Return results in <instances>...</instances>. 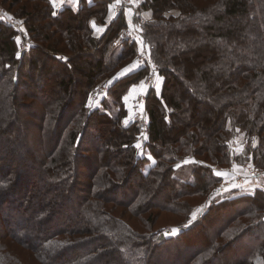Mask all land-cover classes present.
Segmentation results:
<instances>
[{"label":"trees","instance_id":"trees-1","mask_svg":"<svg viewBox=\"0 0 264 264\" xmlns=\"http://www.w3.org/2000/svg\"><path fill=\"white\" fill-rule=\"evenodd\" d=\"M112 3H1L32 42L21 55L0 20V264H264V191L212 193V167L264 170V0L141 1L133 24L164 78L146 93L141 146L123 99L148 69L116 76L138 50L121 37L124 12L108 21ZM21 128L41 136L16 164ZM240 135L254 141L234 155ZM165 214L181 223L175 237L153 229Z\"/></svg>","mask_w":264,"mask_h":264},{"label":"rangeland","instance_id":"rangeland-1","mask_svg":"<svg viewBox=\"0 0 264 264\" xmlns=\"http://www.w3.org/2000/svg\"><path fill=\"white\" fill-rule=\"evenodd\" d=\"M2 1L3 0H0V4L2 3ZM141 1L142 0H138V2H137L138 6H139V2L141 3ZM9 3H7V4L9 5ZM2 6L4 8H6L4 5H2ZM135 27H136V25H135ZM139 27H140V25H139ZM127 29H128V27L124 31H126ZM124 31H123V33H124ZM121 37L123 39V34H122ZM142 51L143 50H141L140 53L138 51V53L139 54H144L148 58L150 57L147 52L144 53ZM135 61H137L136 58H135ZM151 63H152L151 59L149 58L146 66H145L148 69V73L144 76L145 78L140 82V84L137 85V86H139V90L137 91V93H135V98H137L140 93H146L150 89H156L157 85H158V88L160 86L158 79H156V80L153 79L152 88H150V89H148L144 85V80L146 78H150V77L154 78V77L159 76L158 74L157 75H152L153 74L152 73V69H154L153 68L154 66ZM141 66L143 67V65H141ZM126 70H130V68H128ZM123 73H124V71L118 73L116 76L120 77V76L123 75ZM74 76L79 81L83 79L81 77V74H79V72H76ZM107 81H105L102 84L98 85V88L100 86L106 84ZM78 86H80V84ZM78 89H79V87H78ZM126 97L123 99V102L126 101ZM129 103H130V106H131L132 103H133L132 99L129 100ZM134 103L135 104H134L133 107H134V117H135V109H139V107L136 106V102H134ZM125 105H126V103H125ZM145 108L146 107L143 106L141 108V110H140V112L143 114L144 117H146ZM134 117H133V119H134ZM146 134H142V132L140 133L139 142L137 143L139 146L142 145V143L144 141V137L146 136ZM40 136H41V132L40 131H38L36 129H30V128H21L16 133H11L10 134L9 143H12V144L13 143H17V142L18 143H22L20 148L17 150L16 155H15L16 164H18L21 159L22 160L26 159L27 152H26V150L24 151V149H23L25 146H28L30 148H33V147L35 148L36 147L35 149H38V146H36L35 142L37 141V139H40ZM252 139L254 141V138H249L248 136H245V135L238 136V138H236L234 140V142L232 143V151H233L234 155L242 154L245 151L247 144L249 143V141H252ZM15 147H17V146L15 145ZM195 161H196L195 159L188 158V159H186L183 162L185 164L186 163L189 164V163H194ZM236 162L233 161L227 167H212L214 175H216V177L221 179V182L214 188L212 193H214V195H216V196L217 195L218 196H224V195H228L231 192H234V194H231V195H239L240 193L253 194L255 192V190H258V189H261V190L264 191V170L256 168L255 164L251 160L247 161V162H239V163L238 162L236 163ZM251 175L252 176L254 175V176L257 177L256 179L248 180V181H252V184L255 182L253 187L249 186V184L247 185L246 182L244 183V180L249 178ZM82 181H86V180L83 179ZM35 184H39V181H35ZM65 184H63V185H65ZM35 191H37V189L36 190L34 189L32 192H35ZM201 201H202V199L200 197H195V198L191 199V204L195 205V209H194V211H193V213L191 215L189 223L194 221L197 218V215H198V213L200 211V204H201L200 202ZM57 202L60 203L61 201L57 200ZM210 202H211V200L209 199L204 204L208 205ZM201 206H203V205H201ZM16 217L17 216L15 215V219H13L14 220V224L18 223V218H16ZM9 222H11V220H9ZM180 224L181 223L179 222V219L177 217L172 216L170 214H168V215L165 214V215H163L162 217H160L158 219V221L156 222V224L153 227V229H154V231L159 230V229L162 230L161 232L166 237H175L179 233L182 232V230L178 227V225H180ZM187 225H185V226H187ZM12 227H14V225ZM163 227H166V228L162 229ZM42 229H43V226L40 227V231ZM202 231L203 230L200 229V232H202ZM195 233H198V231L193 232V234H195ZM194 243H195V241L193 243H191V244L194 245ZM15 248H16V250L18 252L22 251V253H18L21 257H23L24 254L25 255L29 254V252L27 250H25V249L21 250V249H19L17 247H15ZM23 252H24V254H23Z\"/></svg>","mask_w":264,"mask_h":264},{"label":"built area","instance_id":"built-area-1","mask_svg":"<svg viewBox=\"0 0 264 264\" xmlns=\"http://www.w3.org/2000/svg\"><path fill=\"white\" fill-rule=\"evenodd\" d=\"M133 0H114V7L115 11L118 13L124 12L126 9L130 8L132 6ZM0 20H6L8 21L16 30H17V40H18V46H19V53L21 55L25 54V52L28 50L29 46L31 45V38L26 34L24 29L23 20L12 16L9 14L6 8H4L0 4ZM137 29H128L124 31L123 33V39H127L130 42H136V36L138 37L140 34ZM136 60L143 65V67L146 66L149 58L146 57L144 54H137ZM153 64V63H151ZM153 84V78H146L144 80V85L148 89L152 88ZM108 91V84H104L100 86L96 92L92 95V100H96L98 96L105 95ZM147 99L146 93H140L138 97L136 98V106L139 107V109H135V117L133 119V122L137 123L140 132L142 134H146L148 130V119L147 117H144L143 114L140 112L141 108L145 105Z\"/></svg>","mask_w":264,"mask_h":264},{"label":"crops","instance_id":"crops-1","mask_svg":"<svg viewBox=\"0 0 264 264\" xmlns=\"http://www.w3.org/2000/svg\"><path fill=\"white\" fill-rule=\"evenodd\" d=\"M79 1L80 0H51V2L53 4V6L55 7V9H59V10L62 9L63 7H65V6L76 7L78 5V2ZM88 2L91 3L92 0H88ZM137 2H138V0H133L132 6L130 8H128V9H126L124 11V14H125V17H126V20H127L128 24H129L128 25V29H132V30L137 29L139 31V26L136 25V27H135V25L133 24L134 14H135L137 8L139 7L138 4H137ZM139 5H140V2H139ZM114 6L115 5H114V0H113V3L110 6L108 21H111V20L115 19L116 16L119 14L118 12L115 11V7ZM142 15L145 18H149L150 17V13L149 12H144ZM105 30H106V26H99L97 24H94V34L96 36L102 35L105 32ZM135 41L137 43V50L139 51V53H140L141 50H143L142 52L146 53L147 52V48L145 47L144 43L142 42L140 36H138V37L136 36V40ZM141 67H142L141 64L139 62H137V61L134 60L130 65H128L127 67L124 68V70H123L124 73H123L122 76H124L125 74H129L131 72H135L138 69H141ZM128 68H130V70H126ZM153 68L154 69H152V73H153L152 75H157V74L159 75V76L153 78L155 80L156 79L159 80V85L160 86L158 88V85H157L156 90H157V92H161L162 86H163V83H164V78L159 74V72L156 69V66H154ZM123 71H121V72H123ZM138 90H139V86L133 87L129 91V94L126 97V101H124V103H126V107H127V110H128V116H127V118L129 120H132L133 117H134V107L133 106H134V104H135L134 102L136 100L135 93H137ZM130 99H132V101H133V103H132L131 106H130V103H129V100ZM250 177H249L250 179L249 178L245 179L244 180V183L246 182L247 185L249 184V186L253 187L254 184H255V182L252 184V181H248V180L256 179L257 177L254 176V175L253 176L251 175Z\"/></svg>","mask_w":264,"mask_h":264},{"label":"bare ground","instance_id":"bare-ground-1","mask_svg":"<svg viewBox=\"0 0 264 264\" xmlns=\"http://www.w3.org/2000/svg\"><path fill=\"white\" fill-rule=\"evenodd\" d=\"M110 89V88H109Z\"/></svg>","mask_w":264,"mask_h":264}]
</instances>
